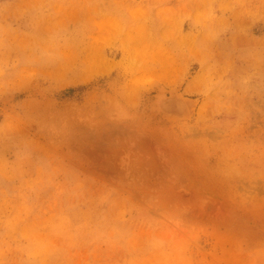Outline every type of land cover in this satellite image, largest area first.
<instances>
[{
    "label": "rangeland",
    "instance_id": "rangeland-1",
    "mask_svg": "<svg viewBox=\"0 0 264 264\" xmlns=\"http://www.w3.org/2000/svg\"><path fill=\"white\" fill-rule=\"evenodd\" d=\"M263 58L264 0H0V264H264Z\"/></svg>",
    "mask_w": 264,
    "mask_h": 264
},
{
    "label": "bare ground",
    "instance_id": "bare-ground-1",
    "mask_svg": "<svg viewBox=\"0 0 264 264\" xmlns=\"http://www.w3.org/2000/svg\"><path fill=\"white\" fill-rule=\"evenodd\" d=\"M237 35H238V32H235ZM240 35V34H239ZM245 41L244 42H242V41H240L241 42V44L239 45L238 44V42H237V45H236V42L235 43H232V44H230V43H224L223 42V44H221V43H218V45H219V47H221L222 48V52H223V58H228V57H230V53L234 50V51H236V52H238L239 51V53L240 54H242L241 56H245V55H247V53L245 52L246 50V48L244 49L243 48V46L242 45H244V44H246V43H248L249 41L246 39V38H243ZM239 41V40H238ZM213 45H215V44H212V45H208L207 47H206V49L205 50H203V51H200V55H202L203 56V58H206V57H208L209 56V53H211L212 54V51H213ZM253 46V45H252ZM260 46V45H259ZM250 48L249 49H252L251 48V46H249ZM257 47V46H256ZM254 49H257V48H254ZM259 49V48H258ZM231 51L230 53H228V51ZM199 51V50H198ZM251 51V50H250ZM250 51L248 50L247 52H249L250 53ZM255 51V50H254ZM254 51L252 52V54L254 53ZM257 51V50H256ZM209 52V53H208ZM256 53V52H255ZM254 53V55H256ZM258 53H259V50H258ZM262 53V52H261ZM253 55V56H254ZM238 57H239V55H238ZM242 58V57H241ZM259 60V59H258ZM263 60H264V58H263ZM260 61V60H259ZM263 65V63H262V59H261V61H260V63L258 64L257 63V65L256 64H249V66L250 67H258V66H262ZM249 66H245V67H243L244 68V71H247L250 67ZM263 74V73H262ZM263 78V77H262ZM195 80V79H194ZM197 83V82H196ZM202 85V84H201ZM264 93V92H263ZM176 93H174V96L175 97H171L170 99H167V101H166V99H164L165 101H161V102H163V104L162 105H164V107L166 106V104L168 103L169 104V106H173V108H180V109H184V107L187 109L188 107H186L185 106V104L186 103H182L185 99L183 98V100L182 99H179V94H177V96L175 95ZM181 98V97H180ZM163 99V98H162ZM161 100V99H160ZM182 100V101H181ZM186 101V100H185ZM167 102V103H166ZM187 102V101H186ZM166 103V104H165ZM187 105V104H186ZM187 106H190V104H188ZM191 106H192V104H191ZM190 106V107H191ZM186 109H184V110H182L183 112L186 110ZM190 109V108H189ZM185 113V112H184ZM164 119V118H163ZM177 119H179V118H177Z\"/></svg>",
    "mask_w": 264,
    "mask_h": 264
}]
</instances>
